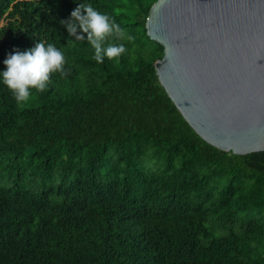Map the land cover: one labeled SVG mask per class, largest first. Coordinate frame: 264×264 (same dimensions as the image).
<instances>
[{
  "label": "trees",
  "instance_id": "obj_1",
  "mask_svg": "<svg viewBox=\"0 0 264 264\" xmlns=\"http://www.w3.org/2000/svg\"><path fill=\"white\" fill-rule=\"evenodd\" d=\"M155 1L76 0L124 32L97 63L60 23L74 0H0V70L36 42L66 59L26 102L0 84V264H264V150L222 151L183 118L153 65Z\"/></svg>",
  "mask_w": 264,
  "mask_h": 264
},
{
  "label": "water",
  "instance_id": "obj_2",
  "mask_svg": "<svg viewBox=\"0 0 264 264\" xmlns=\"http://www.w3.org/2000/svg\"><path fill=\"white\" fill-rule=\"evenodd\" d=\"M163 46L159 83L207 143L264 150V0H156L145 22Z\"/></svg>",
  "mask_w": 264,
  "mask_h": 264
},
{
  "label": "clouds",
  "instance_id": "obj_3",
  "mask_svg": "<svg viewBox=\"0 0 264 264\" xmlns=\"http://www.w3.org/2000/svg\"><path fill=\"white\" fill-rule=\"evenodd\" d=\"M76 3L70 17L60 21L69 37L86 40L94 50L92 58L97 63H103L105 57L120 56L125 51L123 44H106V40L110 36L123 39L121 27L91 3ZM127 38L132 39L131 36ZM65 62L64 53L51 43L36 42L34 47L23 51L13 49L2 61L4 68L0 70V84L9 89L17 103L26 102L32 89L45 90L52 73L63 74Z\"/></svg>",
  "mask_w": 264,
  "mask_h": 264
},
{
  "label": "rangeland",
  "instance_id": "obj_4",
  "mask_svg": "<svg viewBox=\"0 0 264 264\" xmlns=\"http://www.w3.org/2000/svg\"><path fill=\"white\" fill-rule=\"evenodd\" d=\"M5 23H6V20L3 19V20L1 21V26H2V25H5Z\"/></svg>",
  "mask_w": 264,
  "mask_h": 264
}]
</instances>
